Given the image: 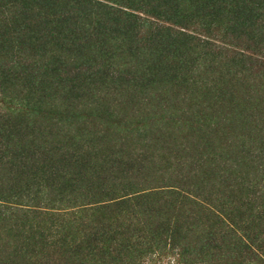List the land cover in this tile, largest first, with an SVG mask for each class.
Listing matches in <instances>:
<instances>
[{"label":"trees","instance_id":"1","mask_svg":"<svg viewBox=\"0 0 264 264\" xmlns=\"http://www.w3.org/2000/svg\"><path fill=\"white\" fill-rule=\"evenodd\" d=\"M2 15L5 17L1 18ZM147 17L154 19L156 31L145 36ZM258 25L264 29V0H0V90L4 103L11 107L5 113L0 112V172L4 170V177L0 179V204L9 206V209L11 205H23L25 198L29 199L38 193L40 187L36 188V185L47 180L44 178L46 174L55 175L59 178V183L63 179L65 185L59 186L69 189V184L78 180L74 176L65 180L64 167L69 165H65V159L70 147L74 150L73 154L76 153L78 157L84 156L83 159H72L76 165L83 164L85 167L87 164L91 168L90 172H93L89 173V181L84 189L82 188L87 193L90 192L86 195L89 202L95 203L100 210L104 209L102 206L108 204L106 199L115 195L106 193L105 186L98 189L104 180L102 176L110 177L111 174L120 173L121 183L128 184V187L122 186L124 189L118 194L115 191L116 196L121 195L116 199L117 202L130 203V206L141 202L142 206L149 208L140 209L138 216L142 215L144 216L142 218L149 220L159 216L164 221L157 231L152 230L153 227H149V224L139 225L140 229L138 234L133 235V241L122 246L119 238L115 237L118 235L112 231H102L99 233V241H93L99 245L95 251L89 241L81 246L84 250L81 253L89 255L91 260H95L92 257L93 252L98 251L99 255L95 256L101 255L102 264H133V261L127 262L126 259L135 252L143 253V250L152 253L155 250L163 252L167 248L174 250L178 246H180L178 256L182 259L188 251L201 250L198 249L199 246L207 253L205 258L212 253L210 257L212 263L219 260L225 262L224 256L229 257L233 253L231 264L234 259L239 264H264V226L258 229L264 221L262 210H258L256 218L252 213L248 218L240 216L238 213L241 210L230 203L223 205L222 202L216 201L220 200L218 198L222 191H218V194L205 191L208 179L201 177L198 180L192 178V182L184 179L180 181L176 176V169L180 166L174 161L169 160L160 167L143 153L144 160L139 157L138 150L129 151L128 140L153 142L154 131L158 130V126L164 127L160 123L162 121L168 128L183 129L185 125L179 119H165L163 116L157 119L150 116L143 121L142 125L136 128V137L124 141L125 146L123 145L118 154L116 150L111 153L108 149V152L102 155L103 159H117L116 165L114 163L110 168L106 166L104 173L99 172L95 164L92 165L90 158L94 154L93 151L85 153L62 141L73 131L72 124L64 122L71 120L69 113H76L80 108L89 109L94 121L109 125L112 115L102 117L106 108L99 107L102 98L105 96L107 99L108 94H113V91L120 93L133 91L144 101L167 94L182 70L179 66L180 58L177 56L185 59L188 55L193 56L196 52H201V49L196 50L194 46L183 52L179 41H186L192 45L195 44L196 38L203 39L201 45L203 49L209 48V51L198 55L197 61L201 62L210 56L212 49L217 46V41L229 39L231 41H228L229 45L233 44L230 35L240 32L252 39L253 45L264 44V33L260 36L256 29ZM150 46L153 48L151 47L152 51L149 54L147 50ZM123 59L124 66L119 68ZM183 61L187 62V59ZM197 61L189 67L190 73L198 70ZM130 64L132 67L136 65L133 67L136 69H130L131 67L124 69ZM137 68H144V71L138 73ZM133 72L137 73L138 77H134L131 74ZM10 92H13L12 96L9 95ZM20 108L30 110L32 114L35 111L43 113L49 108H53L54 114L60 113L50 119L38 117L42 123L39 127L43 129L44 138L42 151L41 149L39 151L42 152V156L45 155L44 159H40L42 157L40 152H37L33 159L28 154L33 151L32 146L35 144L32 135L37 128L31 123L33 119L36 121L37 117L29 116L23 119ZM251 116L246 119L250 127L254 125L258 127V124L264 122V118L258 114L252 113ZM59 126L60 135L54 136L50 141V136L54 135L52 130ZM105 132L106 130L91 132L86 136L99 143L104 140ZM110 132L107 136L108 139L111 137V145L117 140L115 135L121 133L117 131L118 133L113 135L112 128ZM256 133H252V137H256ZM54 138L56 141L53 143ZM246 141L247 139H243L242 142L245 144ZM161 142L164 143L162 147L171 153L178 154L182 151L178 155H186L189 159H195L197 156L196 143L183 132L180 135H173L169 134L167 129ZM95 156L101 159L97 153ZM257 157L259 160L256 162L263 168L264 155L259 154ZM238 158L234 156L232 159ZM61 161L64 164H61ZM191 162L193 166L198 165L201 171L212 168L203 161ZM233 164L235 162L231 163ZM11 165L18 167L17 171H24L25 175L30 173L33 184H30L28 175V178L20 176L19 179L13 177L6 179V171ZM166 171L170 176L166 175ZM146 175H149V178L144 181L154 180L148 181L145 187L140 189L137 179ZM249 181L252 183L248 185L245 183V190L246 187L254 190V196L248 195L249 204L253 205L256 198L257 201L258 198L264 199V191L255 189L254 186L259 185L257 182L254 183L255 179ZM6 185L9 194L2 192ZM32 187L36 190L33 191ZM95 195L99 197L96 198ZM154 198H158L156 205L152 203ZM13 201L18 202L12 204ZM86 201L84 205L92 204ZM200 204L208 207L206 213H203L204 210L198 211L201 212V217L189 211L186 215L183 214L184 219L181 223L174 217L178 211H185L187 207ZM261 204L264 205V200ZM256 207L255 203L252 210L254 211ZM5 210L6 218L8 213ZM212 217L216 221H222V231L205 234L208 220ZM184 231L193 235L196 232L199 235L197 236L199 238L194 239V241L197 239V242L193 243L192 248H183L179 243L181 239L189 241L184 236ZM216 234L219 237H216ZM37 253L31 252L33 255L30 259L38 258ZM3 258L0 264H13L12 255L5 261ZM109 259L110 261H107ZM199 259L198 264L208 263L204 259Z\"/></svg>","mask_w":264,"mask_h":264},{"label":"rangeland","instance_id":"2","mask_svg":"<svg viewBox=\"0 0 264 264\" xmlns=\"http://www.w3.org/2000/svg\"><path fill=\"white\" fill-rule=\"evenodd\" d=\"M3 16L5 17V15H2L1 18ZM146 20L148 24L144 30L145 36L151 34L154 30L156 31V25L153 23L154 19L147 17ZM256 23H260V21ZM256 29L260 36L264 33V29L259 25L256 26ZM230 36L233 44L229 45L228 41L231 42L229 39L217 41V46L212 49L210 56L206 60H201V62L197 61L198 55L209 51V48L203 49L201 45L203 39L196 38L195 44L192 43V45L186 41H179L182 44L183 52L188 51L193 46L196 50L201 49V52H196L193 56L192 54L186 56L187 62H184L185 59L181 56H177L180 58L179 66L182 67V70L167 94L157 97V99H146L145 101L140 98L139 94H137L139 96H136L133 91L122 93L113 91V94H108L107 99L102 94V97H104L99 108H106V112L102 113V117L112 115L109 119L110 124L102 125L100 122L94 121L89 109L80 108L76 113H69L71 120L64 122L65 124L71 123L73 131L62 139L63 143L67 142L66 145L75 146L85 153L93 151L94 154L90 161L92 165L97 166L96 169L99 172L104 173L106 172V166L110 168V165L114 163L116 165L117 159H103L102 155L105 152L107 153L108 149L111 153L116 150V154H118L123 149V145L125 146L124 141L136 137V128L142 125L143 121L149 119L150 116H155L157 119L162 116L165 119H179L185 125L183 129L168 128L162 121L160 123L164 127L158 126V130L154 131L153 142L144 143L143 141L138 142L140 140H128L129 151L135 152L138 150L139 157L143 159V153L145 156H149L152 162L158 163L160 167L169 160L174 161L176 165L180 166L176 169V176L180 181L184 179L187 182H192V178L198 180L201 177L202 179H208L205 184L207 187L205 191L215 194L222 191L218 198L220 200L216 201L222 202L223 205L230 203L236 209L241 210L238 213L240 216L248 218L252 213L253 217L256 218L258 210H262L261 213L264 214V205L261 204L264 199L258 198V201L257 198L255 199L254 204L256 203L257 207L253 211L252 206L254 204H249L250 197L248 195L254 196V190L252 189V192L247 187L245 190V183L248 185L252 183L249 180L255 179L254 183L259 184L254 186L255 189L264 191V167L261 168L260 164L256 162L259 160L257 155H264V148H262L264 145V122L261 123L262 125L258 124V127H255L254 124L250 127L246 123L247 117H252V113L264 118V44L254 43L255 48H253V40L249 39L244 33L240 32V34ZM151 47L147 50L149 54L152 51ZM124 61V59L121 61L119 68H123ZM195 61L198 63L196 64L198 70L195 73H190L188 69L195 64ZM126 62L129 64L131 60ZM133 67H136V65ZM133 67L130 64L124 69L135 70L136 68ZM143 71L144 68H137L138 73ZM131 74L138 77L137 73L133 72ZM1 94L0 90V112L5 113L11 107L4 103ZM9 95L12 96L13 92H10ZM20 109L23 119H27L29 116H32V118L37 117L36 121L33 119L31 123L37 128L32 135L35 144L32 146L33 151L28 153L33 159L37 152L42 151L41 148L44 144L43 129L39 127L42 123L38 117L43 116L45 119H50L60 115V113L54 114L53 108H49L43 113L35 111L34 114L26 108ZM111 128L114 131L113 135L118 132L121 134H116L115 144L111 143L110 145L111 137L108 139L107 134L111 133ZM60 129L61 126L52 130L54 135L50 136V141L54 136L58 137L60 135ZM167 129L169 134L180 135L183 132L191 141L194 140L197 153L195 159H189L186 155L179 156L178 154H181L182 151L175 154L162 147L164 143L161 140L163 141ZM103 130H106L104 133V136H106L99 143L92 141L90 136H86L87 133H97ZM252 133H256V137H252ZM243 139H247L245 144L242 142ZM55 141L54 138L52 142ZM39 149L41 150L39 151ZM73 151L70 147L67 151L65 165H69L66 168L64 167L65 180L72 176L78 180L69 184V189L59 186V184L65 185V182H62L63 179L59 183V178L55 175L46 174L44 178L47 180L36 185V188L40 187L38 193L33 194L29 199L25 198L23 203L25 206L15 204L18 201H13L12 204L15 205H11L10 209L9 206L0 204V262L3 257L5 261L12 255L13 264H102L101 255L95 256L99 255L98 251L92 254L95 260H91L89 255L81 253L84 252L81 246L86 245L88 241L95 251L99 245L93 241H99V233H102V231H112L118 235L115 237L119 238L122 246L130 243L131 240L133 241V235L138 234L140 229L139 225L149 224V227H153L152 230L155 229L156 231L162 227L164 221L159 216L149 220L142 218L144 217L142 215H137L143 207L149 208L148 206H142L141 202L133 203L131 206L130 203L117 202L116 199H119L121 195H116L124 189L122 186L128 187V184L121 183L120 173L111 174L110 177L107 175L102 176L104 180L101 181V186L98 189L105 186L106 193L110 192L115 195V197L106 199L108 202L104 200L108 203L102 206L105 207L104 209L100 210L95 203L89 202L86 195L90 192L87 193L82 188L89 181V173L93 172H90L91 168L87 164L85 167L82 166L83 164L76 165L75 160L72 159H83L84 156L78 157L76 153L73 154ZM95 153L101 159H98ZM40 156H42V152H40ZM234 156L239 158L233 160ZM199 157L205 159H199ZM44 158H46L45 155L40 157V159ZM107 160L111 162L106 163ZM191 160L195 162L203 161L205 165L209 164L213 169L207 168L204 170L205 172L201 171L197 164V166H193ZM233 162L235 164L231 165ZM60 163L64 164L62 161ZM190 164L191 167H189ZM216 164L218 165L217 168ZM193 167L194 169H192ZM17 168L11 165L6 171V179L11 177L19 179L20 176L28 178L29 176V182L32 185L33 181L31 179L33 177L30 173H27V176L24 171H17ZM20 168L22 169V167ZM166 175L170 176V173L166 171ZM3 177L4 170L2 173L0 172V179H3ZM146 178H149V175L137 179V182L140 183V189H143L148 181L154 180L144 181ZM97 183H99V180H97ZM97 183L95 184L97 185ZM36 188L32 187V190L35 191ZM2 192L9 194L8 185L5 186V189L3 188ZM97 197L99 196L97 195ZM156 199L158 198H154L152 202L154 205H156ZM85 200H87L86 203L92 204L84 205ZM157 202L159 201L157 200ZM101 205L103 204L101 203ZM5 207L7 210H5ZM4 210L8 213L6 218L4 217ZM201 210L206 213L208 207L203 204L187 207L185 211L175 213L174 217L179 219L181 223L184 219L183 214L186 215L190 212L201 217V212H198ZM249 221L250 219L247 220V222ZM206 226L208 227L205 234L222 231V221H216L213 217L208 220ZM263 226L264 221L258 229ZM186 233L187 231L183 232L189 241L181 239L179 243L182 244L181 247L183 248H192L193 243L197 242V239L195 241L194 239L199 235L196 232H194V235L193 233ZM216 237H219V235L216 234ZM218 239L221 241L220 238ZM198 249L201 250L188 251L182 259L178 256L180 251V246H178L174 250L167 248L163 252L158 250L153 253L146 250H143V253L135 252L126 260L127 262L133 261V264H186L187 262L198 264L197 259L200 258L206 260L207 264H231V257L234 255L231 253L232 255H229V257L224 256L225 262L219 260L217 263H212L210 261L212 253L205 258L207 253L203 252L199 246ZM31 252H38V258L30 259L33 255ZM107 261H110V259ZM232 262V264H239L235 259Z\"/></svg>","mask_w":264,"mask_h":264}]
</instances>
